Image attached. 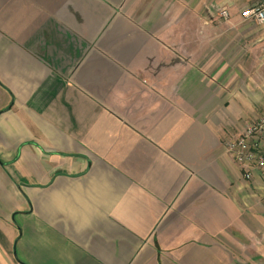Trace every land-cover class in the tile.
Returning a JSON list of instances; mask_svg holds the SVG:
<instances>
[{
	"label": "crops",
	"instance_id": "crops-1",
	"mask_svg": "<svg viewBox=\"0 0 264 264\" xmlns=\"http://www.w3.org/2000/svg\"><path fill=\"white\" fill-rule=\"evenodd\" d=\"M257 1L0 0V264H264Z\"/></svg>",
	"mask_w": 264,
	"mask_h": 264
},
{
	"label": "built area",
	"instance_id": "built-area-1",
	"mask_svg": "<svg viewBox=\"0 0 264 264\" xmlns=\"http://www.w3.org/2000/svg\"><path fill=\"white\" fill-rule=\"evenodd\" d=\"M219 16L229 18V13L222 8ZM244 20H252L264 25V0H258L254 5L246 6L240 11ZM227 151L243 171L245 179L249 180L254 171L264 172V115L248 124L235 138L227 143Z\"/></svg>",
	"mask_w": 264,
	"mask_h": 264
}]
</instances>
